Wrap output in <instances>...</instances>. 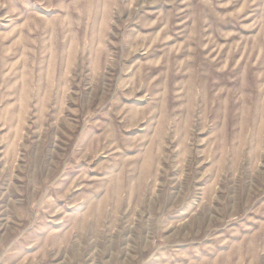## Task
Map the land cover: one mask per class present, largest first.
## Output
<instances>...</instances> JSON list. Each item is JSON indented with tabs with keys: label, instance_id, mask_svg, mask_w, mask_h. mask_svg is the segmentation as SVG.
I'll use <instances>...</instances> for the list:
<instances>
[{
	"label": "rangeland",
	"instance_id": "374dc122",
	"mask_svg": "<svg viewBox=\"0 0 264 264\" xmlns=\"http://www.w3.org/2000/svg\"><path fill=\"white\" fill-rule=\"evenodd\" d=\"M0 264H264V0H0Z\"/></svg>",
	"mask_w": 264,
	"mask_h": 264
}]
</instances>
